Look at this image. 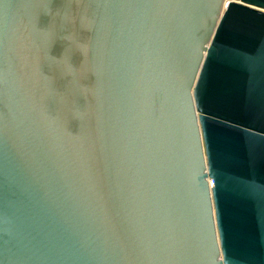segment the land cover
I'll return each mask as SVG.
<instances>
[{
	"label": "water",
	"instance_id": "water-1",
	"mask_svg": "<svg viewBox=\"0 0 264 264\" xmlns=\"http://www.w3.org/2000/svg\"><path fill=\"white\" fill-rule=\"evenodd\" d=\"M0 264H264V0H0Z\"/></svg>",
	"mask_w": 264,
	"mask_h": 264
}]
</instances>
